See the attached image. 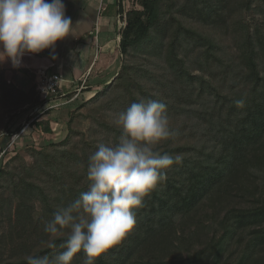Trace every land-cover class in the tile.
Wrapping results in <instances>:
<instances>
[{"label": "trees", "instance_id": "obj_1", "mask_svg": "<svg viewBox=\"0 0 264 264\" xmlns=\"http://www.w3.org/2000/svg\"><path fill=\"white\" fill-rule=\"evenodd\" d=\"M137 2L143 10L119 9V70L68 112L64 146L31 145V161L16 152L0 163V264L65 250L66 235L47 247L45 223L87 190L97 144L118 141L108 112L140 99L166 104L175 134L157 148L182 162L165 170L166 181L133 210L136 227L95 264H264V0ZM47 99L36 86L25 92L8 82L0 60V107L33 109ZM83 107L90 127L75 141ZM30 125L51 133L49 119ZM85 258L81 251L71 264Z\"/></svg>", "mask_w": 264, "mask_h": 264}, {"label": "clouds", "instance_id": "obj_2", "mask_svg": "<svg viewBox=\"0 0 264 264\" xmlns=\"http://www.w3.org/2000/svg\"><path fill=\"white\" fill-rule=\"evenodd\" d=\"M63 0H0V54L19 66L26 53L54 48L74 31ZM242 105V101H236ZM121 134L115 143L100 142L88 158L87 190L47 221L44 231L55 248V238L67 236L65 249L54 255L25 256L27 264H71L83 251L84 264L121 244L137 224L134 209L161 182L182 156L161 153L157 146L174 136L165 103L140 99L114 120ZM5 133L0 131V138Z\"/></svg>", "mask_w": 264, "mask_h": 264}, {"label": "crops", "instance_id": "obj_3", "mask_svg": "<svg viewBox=\"0 0 264 264\" xmlns=\"http://www.w3.org/2000/svg\"><path fill=\"white\" fill-rule=\"evenodd\" d=\"M63 3L75 27L72 34L57 41L54 48L26 53L19 66H14L10 58L1 60L7 81L25 92L35 87L39 69L61 74L56 96L28 110L29 115L37 114L36 120L49 119L48 135H56V130L66 123L68 112L76 106L77 99L73 97L77 86L84 84L78 97L89 99L114 78L121 60L119 9L123 13L143 10L137 0H63ZM68 93L73 94L72 98L66 97Z\"/></svg>", "mask_w": 264, "mask_h": 264}, {"label": "rangeland", "instance_id": "obj_4", "mask_svg": "<svg viewBox=\"0 0 264 264\" xmlns=\"http://www.w3.org/2000/svg\"><path fill=\"white\" fill-rule=\"evenodd\" d=\"M230 39L231 37L226 39V43L230 46ZM119 70V68H118ZM117 70V71H118ZM198 70H195L194 73H197ZM115 76V75H114ZM102 96V95H101ZM99 96V97H101ZM74 99L76 100V106L80 104L86 103V101H90L89 99H86L85 97H76ZM91 103V102H90ZM89 103V105H90ZM88 107V106H87ZM87 107H83L80 109V112L83 113L87 117L88 109ZM74 108V107H73ZM30 108H27L26 105L19 107V108H4L0 107V131L5 133V136L0 138V163L8 160L10 157H12L16 152H19L23 155L25 160L31 161L33 153L27 151L25 147L29 148L31 145L35 147V150L41 149L43 146H47L51 142L58 143L59 146H64L63 143L65 142V138L67 136V129L64 124L61 128L57 129V134L48 135L47 133L41 132V130H36V128L31 127V125L27 126V123L30 121L31 117L33 115H29L28 110ZM16 115L17 117L14 119L12 124H10L9 131L2 128L3 124L11 115ZM83 115V116H84ZM80 117L76 123H74V132L72 133V140L80 139L82 135L84 136L86 132H88L90 127V119L87 117ZM116 117V114H113V112H108L106 118L108 121L114 122ZM68 120V117H67ZM66 120V121H67ZM26 127V129H25ZM59 127V125H58ZM31 128V129H30ZM12 134H8V133ZM14 139L15 135H17ZM96 139V138H95ZM13 140V142H12ZM3 150H5L3 152ZM34 157H37L34 155ZM234 257V256H233Z\"/></svg>", "mask_w": 264, "mask_h": 264}, {"label": "built area", "instance_id": "obj_5", "mask_svg": "<svg viewBox=\"0 0 264 264\" xmlns=\"http://www.w3.org/2000/svg\"><path fill=\"white\" fill-rule=\"evenodd\" d=\"M123 24L122 21L119 20V26H121ZM37 76H38V80L36 81V90L43 95L44 97L47 98H52L54 96H56L57 91L59 90L60 86H61V82H62V77L61 74L59 72H53V71H47L46 69H39L37 71ZM83 83L80 84L79 86H77L76 88V93L74 95L73 98L78 97V93L83 89ZM37 114H34L30 121L27 123V126L30 125V123L36 118ZM26 129V127H25ZM40 130V129H38ZM17 135H15L14 137H12L13 139L15 137H17ZM13 142V140H12ZM5 150H3L4 152Z\"/></svg>", "mask_w": 264, "mask_h": 264}]
</instances>
